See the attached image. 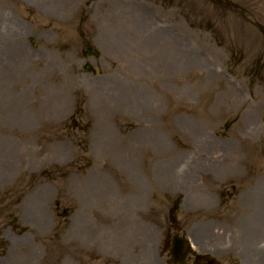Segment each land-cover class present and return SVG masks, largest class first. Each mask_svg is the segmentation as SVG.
Here are the masks:
<instances>
[{
    "label": "rangeland",
    "instance_id": "obj_1",
    "mask_svg": "<svg viewBox=\"0 0 264 264\" xmlns=\"http://www.w3.org/2000/svg\"><path fill=\"white\" fill-rule=\"evenodd\" d=\"M10 21L21 33L15 52L0 58V142L17 151L4 171L24 166L25 156L21 164L15 157L25 148L40 160L35 171L0 176V264H172L163 243L175 229L195 251L224 249L229 264L241 255L257 263L264 0H0V24ZM12 68L28 78L4 82ZM18 92L27 102L22 117L3 110ZM43 99L53 105L40 113ZM59 147L69 155L53 154ZM102 147L108 154L99 162ZM133 155L144 163L131 177ZM43 167L60 172L55 181L36 171ZM93 168L107 202L81 186ZM37 189L52 192L47 209L41 198L31 201ZM83 190L98 213L81 206ZM21 197L28 231L19 236L12 226H25ZM114 229L124 235L106 251Z\"/></svg>",
    "mask_w": 264,
    "mask_h": 264
},
{
    "label": "bare ground",
    "instance_id": "obj_2",
    "mask_svg": "<svg viewBox=\"0 0 264 264\" xmlns=\"http://www.w3.org/2000/svg\"><path fill=\"white\" fill-rule=\"evenodd\" d=\"M46 6V5H45ZM43 8V7H42ZM7 24L9 25V26H5V27H0V34L2 35L1 37H0V58H1V56H3V54L4 53H6L7 55H9L10 53H14L15 52V50L16 49H14V47H17V45L15 44V42L17 41V39H18V37H19V35H20V33H21V31L19 30V25H17V23H16V21H10V22H7ZM20 32V33H19ZM4 34H6L7 36H9V37H11L9 40H8V43H7V41H6V39H5V35ZM11 34V35H10ZM17 38V39H16ZM126 41H129V40H127L126 39ZM130 42V41H129ZM15 45H14V44ZM13 51V52H12ZM164 55V54H163ZM195 61V60H194ZM16 70V68H12V69H10L8 72H6L4 75H2L3 76V79L2 80H4V82H5V80L7 81V82H11V81H13L14 83H17L18 84V82L19 81H24V80H26L27 78H28V76L27 75H25V74H23L22 72H20V71H15ZM32 77H33V75H32ZM42 78V77H41ZM1 79V78H0ZM22 84V83H21ZM12 87V85H8V87H6L7 89H9V88H11ZM18 86L15 84V86L13 87V88H17ZM40 88H42V87H40ZM42 90H45L44 88H42ZM5 90H2V93H5L4 92ZM9 92V91H8ZM22 94H23V96H22ZM13 95V94H12ZM25 93L23 92V93H21V92H18L15 96H13V97H8V98H4L6 101L4 102V112L5 113H7L9 110H11V112L13 113V115H17V116H20V117H22L23 116V114L25 115L26 114V112H25V107H27V102L24 100V98H26L25 96ZM94 100V99H93ZM99 103H101L100 101H99ZM95 104L97 105V103L95 102ZM6 105H8L7 107H6ZM41 106V110H40V113H44L45 111H48V109L51 107V105H53L52 104V102H50L48 99H43V100H41V104H40ZM98 106H103V105H98ZM6 107V108H5ZM18 111H24V112H18ZM3 112V113H4ZM59 114V112L55 115H53L54 117L55 116H57ZM102 131V134H104V132H103V130H101ZM103 141H104V144H103V147H104V145L106 146V144H105V140L103 139ZM103 147L99 150L100 151V153L98 154V156H96V159L99 161V162H101L100 160H101V158L104 160L105 159V155H107L108 153L107 152H104V151H106L105 149H103ZM0 148L2 149H0V176H9V175H11V173H12V171L11 172H9V173H5V171H4V169L9 165V164H14L15 165V163H14V161L12 160V155H14L15 153H16V151H17V149L16 150H14V152L13 151H11V150H9V151H7L6 150V147H5V145L2 143V142H0ZM97 148V147H96ZM107 150H109L108 149V146H106L105 147ZM21 149H23V148H21ZM104 151H103V150ZM104 152V153H103ZM64 153H66V151H65V147H59V148H57L54 152H53V154H56L57 156H62V158H65V156L63 157V154ZM67 155H69V152L67 151V153H66ZM23 156H25L24 157V159H25V161H24V163H23V165L25 166H23V167H21V168H18L19 170H24L26 167H30L29 168V170H31L32 168H34V167H36V165H37V167H38V165H39V160L40 159H36V157H35V153H34V151H32V150H28L27 148H25V149H23L22 150V155L21 156H19V155H17L16 157H15V160H17V164H18V160L20 159V164L22 163V161H21V159H22V157ZM104 157V158H103ZM136 158V161L135 162H133V158ZM53 158V157H52ZM58 158V157H57ZM139 157L138 156H135V155H133L132 156V159H131V161L129 162V164H130V166L129 167H126L125 168V171H126V173L128 174V175H130L131 177H132V169L131 168H133L135 165H139V164H141L142 162H144V158L143 157H141V159H138ZM106 159H108V157L106 158ZM103 163H104V161H102ZM128 163V162H127ZM158 167L157 166H155V167H153V170L157 173L159 170L157 169ZM94 169L95 168H93V171H90V173L88 174V175H86L85 176V181L83 182V183H81V186H83V187H87L93 194H94V196L101 202V203H103V202H107V197L105 196V193H104V189H105V184H106V181H105V179H103V178H99V181H96L95 180V178H94V174H95V171H94ZM78 179V177L76 178V180ZM108 188V187H107ZM42 192H44L43 190H41L40 189V191H38L37 193H35L33 196H32V198H31V201H34V200H36V199H40V198H42V199H44V200H46L47 198H45V195H42ZM40 197V198H39ZM108 198H111V197H108ZM101 205H99V207H100ZM101 209H103L104 211H102L103 213H105V214H109V216H107L108 218H110V215H111V211H109L108 209H107V205H102L101 207H100V210ZM78 221V220H77ZM115 229H118V228H116V227H114ZM111 230V232H109V233H114V235H112V238H111V234H107V237H105L104 238V244H106L107 246H106V251L108 250V251H110V252H113L114 251V249H113V246H118V245H120L119 244V240H118V238H117V236H120V237H122L124 234H123V232L122 231H124V230H121V232L118 234V235H116L117 234V232H116V230ZM110 254V253H109ZM259 264H263V263H259Z\"/></svg>",
    "mask_w": 264,
    "mask_h": 264
},
{
    "label": "water",
    "instance_id": "obj_3",
    "mask_svg": "<svg viewBox=\"0 0 264 264\" xmlns=\"http://www.w3.org/2000/svg\"><path fill=\"white\" fill-rule=\"evenodd\" d=\"M174 240L172 241L173 243L175 242ZM186 252H187V250L185 249L182 240H181V244L179 242L176 243L175 248L173 250H171V254H172L173 261L174 262H177L178 261L179 264H181L183 262V258L185 256Z\"/></svg>",
    "mask_w": 264,
    "mask_h": 264
},
{
    "label": "trees",
    "instance_id": "obj_4",
    "mask_svg": "<svg viewBox=\"0 0 264 264\" xmlns=\"http://www.w3.org/2000/svg\"><path fill=\"white\" fill-rule=\"evenodd\" d=\"M87 47H88V45H86ZM90 46V45H89ZM91 47V46H90ZM91 51L93 52V53H95V50H93V48L91 47ZM262 67V64H258V63H256L255 65H254V68H256V70H258L259 71V68H261ZM44 173V175H45V178H47V179H51V180H53V179H55V175L54 176H52V175H50V173H48L47 171H44L43 172ZM60 174V173H59ZM64 175H65V173H64Z\"/></svg>",
    "mask_w": 264,
    "mask_h": 264
},
{
    "label": "flooded vegetation",
    "instance_id": "obj_5",
    "mask_svg": "<svg viewBox=\"0 0 264 264\" xmlns=\"http://www.w3.org/2000/svg\"><path fill=\"white\" fill-rule=\"evenodd\" d=\"M203 264H216V263L210 260L208 263H203Z\"/></svg>",
    "mask_w": 264,
    "mask_h": 264
}]
</instances>
